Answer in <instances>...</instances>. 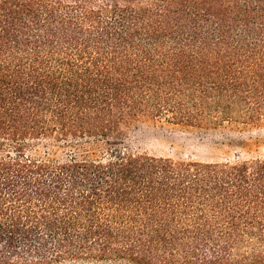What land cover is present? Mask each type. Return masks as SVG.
<instances>
[{
    "label": "trees",
    "instance_id": "1",
    "mask_svg": "<svg viewBox=\"0 0 264 264\" xmlns=\"http://www.w3.org/2000/svg\"><path fill=\"white\" fill-rule=\"evenodd\" d=\"M137 119L264 124V0H0V264H264V160L25 153Z\"/></svg>",
    "mask_w": 264,
    "mask_h": 264
},
{
    "label": "rangeland",
    "instance_id": "2",
    "mask_svg": "<svg viewBox=\"0 0 264 264\" xmlns=\"http://www.w3.org/2000/svg\"><path fill=\"white\" fill-rule=\"evenodd\" d=\"M120 130V134L108 142L103 138H85L69 143L53 137L42 138L29 142L25 153L58 161L67 160L72 155L102 157L108 151L203 163L264 160V124L224 123L218 126L190 127L160 119H137L122 124ZM57 264L123 263L67 260Z\"/></svg>",
    "mask_w": 264,
    "mask_h": 264
}]
</instances>
